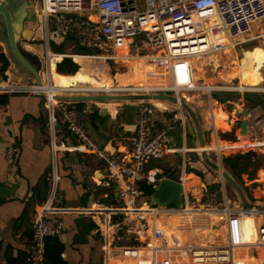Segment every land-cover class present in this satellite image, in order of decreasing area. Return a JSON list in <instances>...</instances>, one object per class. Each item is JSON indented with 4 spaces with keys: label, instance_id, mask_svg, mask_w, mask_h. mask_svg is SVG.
<instances>
[{
    "label": "crops",
    "instance_id": "obj_1",
    "mask_svg": "<svg viewBox=\"0 0 264 264\" xmlns=\"http://www.w3.org/2000/svg\"><path fill=\"white\" fill-rule=\"evenodd\" d=\"M3 1L7 2L8 8L12 13L13 24L17 31L16 39L19 49L30 62H32V59L35 65L36 62H40L45 58L47 45H49V47L51 46L50 41L52 42V40H55L54 42H60V39L45 28L40 11L41 0ZM28 1H30L29 4L27 3ZM0 16V52H3L10 61V65L4 73V77L13 82H36L35 76L13 53L7 39L5 17L3 14H0ZM223 32L224 30H222V33ZM256 41L261 45V48L264 47V42L262 40ZM43 44H45L44 47ZM221 44L218 46L216 45L215 48L224 49V58L227 59V57H231L229 70L221 79L227 85H218L217 80L212 78H210L209 83L204 84L202 80L198 78L196 82H198L199 85L197 84L195 87H185V83L179 85L177 81L169 86H153L147 85V83H149V78L147 77L145 82L139 83L141 86L134 84L137 86L117 88H114L115 86H64L57 88L54 86L52 79V70H49L51 68L50 62L48 73H46L44 69H42V71L37 69L40 73L44 72L41 73L42 79L43 74L46 79L47 76L49 77L50 83L44 86L46 90H49L51 96H56L58 92L60 93L64 90L110 91L127 90L132 87H138V89L151 91L164 87V89L176 91L180 97L183 95L182 93H184L185 96L190 99L185 101L182 100L188 102L191 106L192 104L194 105V103L198 104L202 101L203 92L204 90L207 91L211 101L209 111L206 110V113L199 112L201 116L196 112L197 114H195L198 120H195L196 116L191 118L187 116V120L191 119L196 134H191L187 127L185 130L181 128L169 130L166 145L168 148L173 149V151H169L162 158L155 159L154 163L150 161L147 165V167L152 170H159L162 172V176H165L166 171L171 172L172 177L170 178H173L181 168V174L179 176L180 181L183 183L189 196L195 197V190H200L198 194H202L203 190L207 188V183L202 176L195 172H188V166L203 172L206 177V173L209 172L208 176L210 177V175H212L210 170L213 171V160L209 156L210 150H215L217 153H222L228 149L236 150L238 148H244L237 146V144L246 143L247 140L250 141V139H244L242 136L239 138L238 143L227 141L228 139H221L220 134H231L236 123L235 118L231 117V111L227 109L228 106H226V103H232V101L230 99L226 101H221L219 99V101H217V99H214L215 94L212 95L209 90L229 89L240 91H264L263 85L259 82L245 84L242 78L243 69L235 53L234 41ZM259 47L260 46L257 47L258 50ZM53 52H50L53 56H65L58 55L59 53L54 54L56 52ZM72 56L79 59L91 58V56ZM37 57L38 61H36ZM185 62L188 64L189 69L192 68V64L199 63L205 75L208 73L207 67L209 65L214 64V68L220 66L219 56L216 53L199 58V60L191 58ZM126 63H128L130 75H133L135 72L138 73L140 69L149 73L152 77L154 64L157 62L155 61V63H152V58H143L141 60H134ZM135 68L137 69L134 72ZM86 70H88V68H86ZM89 70L94 74L93 69ZM57 71V68L56 70L54 69V72ZM190 75V70H186L182 75V80ZM197 76L199 77V75ZM151 77L150 79L154 78ZM235 78H239L240 80L238 85L232 84ZM46 79H43V82ZM185 89H196L199 91L192 93L193 97L191 98L188 91L184 92ZM180 91L183 92L179 94ZM8 95L7 102L5 104L0 103L1 264H14V261L17 259L25 264L27 263L34 226L41 216L59 217L63 220V231L58 237L65 245L63 257L67 264H117V258L125 260L130 257V264H152L149 260L151 259L149 251L144 248L136 249L133 254V251L126 250L120 246L109 249L105 246L104 238L98 231V226L106 221L115 220V217L117 219L120 218L124 210L118 201L117 186L111 179L105 176V167L103 163L90 152L64 150L67 146H74L78 142L66 127L60 123L55 126L53 134V129L49 124L45 100L42 96L27 93H11ZM143 100L144 99H128L81 102L84 103L83 108H87L90 112L86 122L88 133L96 141L105 146L112 143L114 146L113 149L118 152L129 151L130 137L134 131L139 105ZM150 101H154L157 106L166 109L164 114L157 113L154 118L153 129L156 130L167 125V118L173 113L176 106L173 102L167 100ZM216 103L218 107H215ZM222 106H224V108ZM95 112H98L99 117H95ZM220 112L223 113V119L220 117ZM251 115L254 116L253 112ZM198 117H200V120ZM208 121L213 125L211 141L207 139V131L211 128L210 125H207ZM197 126H201L203 130L204 145L199 143L196 131ZM53 140L60 148L56 153L52 150ZM221 143L229 144V146L223 148ZM11 144H17L20 148V153L13 164H8L5 160V152ZM250 145L248 144V146ZM202 147L203 150L209 151L207 152V158H204L202 155ZM160 160L162 163H159ZM55 169L60 180L54 192L52 172H54ZM258 184V189L254 188V190H260L261 184L260 182ZM53 193L55 195V200L52 204L51 211L46 213L43 211V206L49 201L51 196H53ZM145 208L146 207H144L143 210H145ZM245 218L249 219L233 211L230 222H234V225L239 221H245ZM157 221L164 234L174 230L169 228L172 224L173 216L163 214ZM197 221L204 223L202 220ZM188 223L189 219H187L184 224ZM197 230L198 229L194 230L198 242L195 246H207L206 241L214 237V232L203 229V233L197 234ZM182 231L186 233L183 228ZM172 246H175V243L171 242L168 244L169 249H167V252L166 250L159 251L157 260L154 264H181L182 261H178V258L174 257L173 253L170 254V252H172L171 250L174 249ZM147 251L148 254L146 255L145 253ZM165 252L169 256L166 257ZM139 254H142V262H139L138 258H134ZM199 254L203 255L202 252ZM122 263L127 264L125 261L121 260L120 264Z\"/></svg>",
    "mask_w": 264,
    "mask_h": 264
},
{
    "label": "built area",
    "instance_id": "obj_2",
    "mask_svg": "<svg viewBox=\"0 0 264 264\" xmlns=\"http://www.w3.org/2000/svg\"><path fill=\"white\" fill-rule=\"evenodd\" d=\"M40 11L45 28L58 39L62 40L66 35L72 34L75 38L74 47L96 50V54L84 55L94 58L104 57L105 62L108 61L112 65L124 62L125 58L141 56H160L167 61H173L199 59L212 53L224 55L223 48H215L214 31L201 27V24L209 22L213 17H218L222 29L234 41L235 49L256 40L264 42V0H41ZM255 28L258 30L255 31ZM50 52L53 51L47 45L48 60ZM4 73V62L0 59V95L27 93L44 97L53 134L55 126L60 123L78 142L74 146H67L64 150L94 154L103 163L105 176L117 186L118 201L124 212L117 220L101 223L98 226L106 248L120 246L133 251V254L136 249L144 248L152 252L153 255L149 260L154 264L158 252L169 249L157 220L163 214H171L181 209L173 205L161 208L152 204L149 197L145 196L140 183L145 181L154 185L166 177L162 176L163 173L159 170H152L147 165L151 159L162 158L169 151H173L166 145L169 130L186 128L187 114L183 106L184 102L182 103L183 100L177 92L164 87L151 91L132 87L127 90L107 92L64 90L56 96H51L44 86L50 83L48 76L41 84L21 83L7 80ZM75 92L145 95L171 92L177 100L173 102L176 108L168 116L167 125L156 130L153 129L154 118L157 113L164 114L166 109L150 100H143L138 108L135 130L130 137V150L127 152L116 150L113 154L88 133L86 122L90 115L89 110L79 108L77 102L57 97ZM250 118L247 135L259 145L249 149L264 153L262 152L264 122ZM52 150L54 153L60 150L54 140ZM201 151L209 152L203 150V147ZM19 153V146L11 144L5 152L6 162L13 164ZM218 156L220 157L221 154L219 153ZM59 180L60 177L55 169L52 172L54 192ZM141 198L146 200L140 203ZM54 200L53 193L43 206L44 212L51 211ZM189 200L190 196L185 189L184 208L189 206ZM144 206L145 210H141ZM230 209L232 207L226 204L224 210ZM232 210L248 218L253 215L260 218L258 241L256 244L237 247L227 243L222 252L211 255L214 258L212 264L243 263L238 259L237 253L239 248L246 246H252L259 254L258 260L253 261L249 258L248 260L256 264H264V205L253 204L252 207H245L243 210ZM104 224L107 225L108 231L104 229ZM63 226L64 222L59 217L39 218L34 226L26 264H46V238L60 236ZM188 246L182 248V255H189L190 258L183 260L181 264H190V259L198 248L194 244ZM141 255H136L139 262H142Z\"/></svg>",
    "mask_w": 264,
    "mask_h": 264
},
{
    "label": "rangeland",
    "instance_id": "obj_3",
    "mask_svg": "<svg viewBox=\"0 0 264 264\" xmlns=\"http://www.w3.org/2000/svg\"><path fill=\"white\" fill-rule=\"evenodd\" d=\"M50 23L51 25L53 24L52 19ZM254 30L257 31L258 29L255 28ZM214 40H215V46L216 45L218 46L221 43L225 44V43H229V41L230 42L232 41V39L225 33V31L223 33L222 31L215 32ZM54 41L53 40L52 42L50 41V45H51L50 48L52 50H55L56 46L62 45L61 44L62 42H58V41L54 42ZM44 46L45 44H43V47ZM258 46H260L259 50L257 48ZM62 49L65 51V53H61L58 55L70 54L73 60L79 64V68L74 74H64L58 71L54 72V69L56 70L57 65H58L57 62L61 61L64 56L56 57V56L50 55L51 59L48 60L45 55V58H43L40 62H36L35 64L37 68L40 69V71L44 69L45 72L48 73V68H49L48 66L50 62L51 68L49 70H52V79L54 82V86L57 88H61L64 86L65 87H74V86L114 87L115 86L114 88L130 87V86H137L134 84H136V82L138 81L139 83L145 82L147 79L146 77L149 78V83H147V85H153V86H158V85L169 86V85H173V83L177 81L179 85H182L185 83V87H195L197 86V84L199 85V83L196 82L198 78L201 79L202 83L204 84L209 83L210 78H212V79L217 80L218 85H227L221 79L223 76L227 74L229 70V63L231 61L230 59L231 57L230 58L227 57L226 59L224 58L225 55L216 53L219 56L220 66H218L217 68H214L213 67L214 64L209 65L207 67L208 73L206 75L205 73L204 75L203 74L199 75V77L197 76L196 71H193V73L189 77L184 78V80H182V73L186 72V70H190L188 67V64L185 61H177L176 63H174L173 66H171V63L169 62L163 63V62L158 61L157 63L154 62L155 63L154 72L152 73V77L154 78H152L149 73H146L140 69L138 70V73L135 72V70L138 67L134 69L135 73L133 75H130L128 63H126L125 61L121 63H113L112 65L108 61L107 62H103L101 60L93 61L89 58L79 59L77 57H74L72 55H80V56H88V55L74 53L75 47H74V43L71 41H67L62 47ZM235 53L237 54L240 65L243 69L242 78L245 84L259 82L264 87V47L261 48V45L258 43V41H252V42H249L248 44H245L244 46H240L239 48H236ZM54 54H57V53H54ZM31 61L33 63L32 59ZM36 61H38V57ZM90 64L93 66L96 74L100 75L99 78H97L92 73L91 70L89 69L86 70V65H90ZM107 69L109 70V73H107ZM41 73H44V72H41ZM150 77L152 79H150ZM43 79H46L44 74H43ZM27 83H30V82H27ZM239 83H240L239 78H235L232 82V84L234 85H238ZM121 84L125 86H118ZM186 90L188 89H185L184 92ZM195 91H199V90L192 89L188 91L190 93L191 98L193 97L192 93H195ZM209 91H211L212 95L215 94L214 99H217V101H219V99L221 101H226L228 99L232 101V103H226L227 104L226 106H228L227 109L231 111L232 113L231 117L235 118L236 123H235L234 129L231 132V134H220L221 139L223 140L228 139L227 141H234L233 143H238L239 138L241 136L247 135L246 133L245 134L240 133V122H241L240 120L242 119V117L236 113L237 111H241L242 108L244 107L249 108L251 113L253 112L254 116H251V115L247 116L248 119L252 117V119L262 120L264 122V91H240V90H229V89H216V90H209ZM104 92H107V91H104ZM182 92L183 91H180L179 94H181ZM81 93L96 94L93 92H77V93L75 92V94H81ZM248 93H252L253 95H255L254 99H256V101L253 102V105L252 103L250 105H247L245 98ZM98 94H101V93H98ZM182 94L183 95L181 97L179 96L181 99L183 100L190 99L189 97H186L184 93ZM208 94L209 93H207V91L204 90L202 99H201L202 101H200L198 104L194 103V105L192 104L191 106L189 103L187 104L193 110V113L191 114L189 110L185 107V113L187 114L189 118L195 117L197 113L199 115V112L206 113L207 111H209L211 101H210V96H208ZM258 101H260V103ZM151 102L156 104V102L154 101H151ZM192 107H194L195 109ZM215 107H218L217 103ZM222 107L224 108V106ZM198 118L200 120V117ZM195 120H198L197 116L195 117ZM211 124L212 123H210L209 121L207 122V125L211 126V128L208 129L207 131L208 132L207 139L209 141H211V135L213 133V125ZM252 142L253 144H251ZM252 142L250 139L249 142L248 140L246 142V144H249V145L251 144L250 146H247L244 148H238L236 150L228 149V150L223 151L222 153L220 152L221 154L220 157L218 156L219 153H216L215 150H210L209 156L213 160V164H212L213 171L212 170L210 171L212 175L220 181L222 188L220 191L215 190L213 192H210L207 187L206 189L203 190L202 194H198L200 190H197V191L195 190V193H196L195 197L191 196L188 202L189 207L191 209H202V210L212 211V216L207 222L202 223L197 220L195 221L193 219V216L187 217L185 215H178V216H173L169 214L167 215V216H173L172 224L169 227L170 229L172 228V230L174 229L173 231H176L175 229H177L178 227L179 228L181 227L184 229L186 233L191 232V234L194 237H195L194 230L196 229L199 230V231L197 230V234L203 233L204 232L203 229H207V230H210L211 232H214V237L206 241L207 246L198 247L196 249V251L193 253V256L191 257L190 264H195L196 261H201V262L204 261L209 264H212V261H214V258L211 255H214V253H217V252H222L225 249V246L227 245V243H230L237 247L243 244H248L249 241L253 242L258 239V229H259V223H260L259 218L251 216L249 217V219L245 218V221H239L233 225L234 222L231 223L229 221V218L225 216L224 209L226 207V204L231 206L232 209L234 210H243L245 209L246 206L244 205L237 191L227 181L223 183L221 180V172L227 171V169L223 165V161H222L223 157L236 154V153H240V152L245 153L251 150L253 151L254 149H249L255 146L254 145L255 141H252ZM260 154H264V153H260ZM150 161L154 163L155 159H151ZM159 163H162V161L160 160ZM217 166H222L221 171L217 169ZM235 180L241 185V187L243 188L250 202L256 205H264V158L261 162V168L258 170L256 179L249 180L248 175L244 174L243 183L239 182V180L237 179ZM259 182L261 184L260 190H254V188L258 189L257 187L259 185L258 184ZM193 185H198V184H193ZM145 200H146L145 198H141L140 203L144 202ZM187 219H189V223L184 224ZM199 228H203V229H199ZM192 235H190V237ZM194 242L195 240L191 239L189 243L194 244ZM186 246L187 245L179 247L178 244H175V246H172L174 248L173 249L174 251L170 252V254L173 253L174 257L178 258V261L189 260L190 258L189 255L188 256L182 255V252H183L182 248ZM166 252H167V249H166ZM166 252H165V255L167 257L169 255H167ZM200 252H202L203 255L199 254ZM149 255L150 257L151 255H153L151 251L149 252ZM237 255H238V259L243 258V261H242L243 263L241 264H256V262L252 263L250 260L254 261V260H258L259 258V254L255 252V249L252 246H246L244 248H239ZM248 258L250 260H248Z\"/></svg>",
    "mask_w": 264,
    "mask_h": 264
},
{
    "label": "water",
    "instance_id": "obj_4",
    "mask_svg": "<svg viewBox=\"0 0 264 264\" xmlns=\"http://www.w3.org/2000/svg\"><path fill=\"white\" fill-rule=\"evenodd\" d=\"M28 4L30 1L27 2ZM0 14H3L5 17V29L7 32V38L9 41V44L11 46V49L15 56L20 60V62L35 76L36 82L38 84H41L43 82L42 76L40 71L37 69V67L30 62L20 51L18 42L16 39L17 31L13 24V16L8 8L7 2L0 0ZM68 59L72 61L74 64H76L79 68V64L76 63L73 58L70 55H65L63 59L60 61ZM58 62V64L60 63ZM78 70V69H77ZM59 99L67 100V101H74V102H85V101H103V100H128V99H144V100H150L156 99V100H167L171 102H176V97L172 95L171 92L166 93H154V94H71V95H59L57 96ZM187 102L183 103L184 108L186 107L189 112L192 114V109L187 105ZM105 112V110H104ZM239 116L242 117L241 123H240V133L241 134H248L249 132V119L247 116L251 115V111L249 108L244 107L241 111L236 112ZM186 127L188 131L195 135V128L192 124L191 119L187 120ZM135 130V126H134ZM199 143L201 145L205 144L204 138H203V130L201 126L196 127ZM195 142V140H194ZM113 144L109 143L106 146V149L109 150L111 153H115V149H113ZM204 158H207V152H203L202 154ZM217 169L220 171L222 169V166H217ZM180 174H181V168L177 171L176 175L173 178L170 177H164L159 183L154 184V191L149 196V201L152 204H155L161 208H168L169 205H173L178 209H183L185 206V189L183 183L180 181ZM221 180L223 183L226 181L237 191L239 194L241 200L243 201L244 205L246 207H252L253 203L250 202L241 187V185L232 177V175L227 171L221 172Z\"/></svg>",
    "mask_w": 264,
    "mask_h": 264
},
{
    "label": "trees",
    "instance_id": "obj_5",
    "mask_svg": "<svg viewBox=\"0 0 264 264\" xmlns=\"http://www.w3.org/2000/svg\"><path fill=\"white\" fill-rule=\"evenodd\" d=\"M74 40H75V38L72 34L66 35L62 40H60V42H62L61 43L62 45L56 46L55 50H53V51L56 53H59V54L65 53V51L62 49L64 44L67 41H71L74 43ZM74 53H76V54H96V50H91V49H86V48H83L80 46H75V52ZM0 59L4 62V71H6L10 65L9 59L7 58V56L3 52H0ZM56 59H58V58H56ZM86 68L94 70V68L91 64L86 65ZM77 69H78V66L68 59L63 60L62 62H60L57 65V70L60 73L74 74L77 71ZM107 73H109L108 69H107ZM94 75L97 78H99V76H100L99 74H96L95 70H94ZM136 84H139V81L136 82ZM121 85H118V86H121ZM254 96L255 95H253L252 93H248L246 95L245 100L247 102V105H250L251 103L253 105V102L256 101V99H254L255 98ZM8 97H9L8 94H1L0 95V103L5 104L8 100ZM44 100H45V98H44ZM258 102L260 103V101H258ZM77 106L79 108H83L84 103L79 102V103H77ZM94 115H95V117H99L98 112H95ZM220 117L223 119V113L222 112H220ZM221 144H222L221 146H223V148H227L229 146V144H226V143H221ZM237 146L247 147L248 144L242 143V144H237ZM263 158H264V154H260L256 151L251 150V151H248L245 153L240 152V153L224 156L222 161H223V165L227 169V171H229L235 179H237V180H239V182L243 183L244 182L243 181V175L244 174H247L250 180H254L257 178V173H258V170L261 168V162H262ZM51 170H52V168H51ZM187 170H188V172H195L196 174L202 176L204 178V180L206 181L208 190L210 192H213L215 190H217V191L221 190L222 185H221L220 181L216 177H214L213 175H210V177H209L208 176L209 172L206 173V175H207V177H206L203 172H201L199 170H195L191 166H188ZM165 176L172 177L171 172L166 171ZM140 187L144 191L145 196H147V197H149L154 191L153 184H148L145 181L140 183ZM114 219L117 220L116 217ZM106 222H108V221H106ZM175 230L176 231H171V232H167L164 234L167 244H170L171 242H173L175 244H178L179 247L184 246V245L190 246L192 244V243H189L191 241V239L195 240L194 244L198 243L196 236L194 237L191 234V232L183 233L181 227L180 228L178 227ZM190 235H192V236L190 237ZM64 252H65V245L60 240V238L58 236H49L46 238V246H45L46 264H67L66 260L63 257ZM145 254L147 255L148 251ZM134 258H136V256ZM117 259H118L117 264H120L121 260L125 261L127 264H130V261H131V257L126 258L125 260L120 259V258H117ZM239 260L243 261V258H239ZM14 263L25 264V263L19 261V259L15 260ZM122 264H124V263H122Z\"/></svg>",
    "mask_w": 264,
    "mask_h": 264
},
{
    "label": "bare ground",
    "instance_id": "obj_6",
    "mask_svg": "<svg viewBox=\"0 0 264 264\" xmlns=\"http://www.w3.org/2000/svg\"><path fill=\"white\" fill-rule=\"evenodd\" d=\"M201 27L202 28H209V29H211V30H213L214 31V33L215 32H221L223 29H222V27H221V23H220V21H219V19H218V17H213L209 22H207V23H204V24H201ZM8 39V38H7ZM143 58H152V61H153V63L156 61V62H158V61H162V62H164V63H171V66H173L174 65V63H176L177 61H187V60H190L191 58H189V59H185V60H181V59H177V60H173V61H167L165 58H162V57H160V56H141V57H135V58H132V59H128V58H125L124 59V61L125 62H129V61H134V60H141V59H143ZM51 59V57L49 58V60ZM90 59H92V60H101V61H103V62H105V60H104V57H96V58H94V57H92L91 56V58ZM195 60H199V59H195ZM193 71H196V74L197 75H202V74H204V71H203V68H202V66L199 64V63H194V64H192V68L190 69V74H192L193 73ZM182 75H183V73H182ZM150 100H156V99H150ZM188 103V102H187ZM242 138H244V139H249V136H242ZM248 142H249V140H248ZM252 142V141H251ZM251 144H253V142L251 143ZM254 145L255 146H257V145H259L257 142H255L254 143ZM254 146V147H255ZM221 171V170H220ZM145 207V206H144ZM143 207V208H144ZM141 210H143V209H141ZM232 209H230L229 211L228 210H224V213H225V216L227 217V218H229V221H230V217H231V215L233 214V210L231 211ZM165 215H168V214H165ZM169 215H173V216H178V215H185V216H193V219L196 221V220H202V221H204V222H207L210 218H211V216H212V211H210V210H202V209H191L189 206L187 207V208H184V209H181V210H179V211H176V212H172L171 214H169ZM253 215V214H252ZM254 216V215H253ZM254 217H256V216H254ZM258 218V217H257ZM260 219V218H259ZM259 225H260V223H259ZM103 227H104V229L106 230V231H108V227H107V225L106 224H104L103 225ZM259 230V229H258ZM258 234H259V232H258ZM257 241H258V239L257 240H255V241H253V242H251V241H249V243L248 244H243V245H240V246H244V245H250V244H256L257 243ZM196 247H198V246H196ZM149 252H150V250H148ZM156 260H157V258L154 260V262H156ZM195 264H209V263H207V262H201V261H196L195 262Z\"/></svg>",
    "mask_w": 264,
    "mask_h": 264
}]
</instances>
